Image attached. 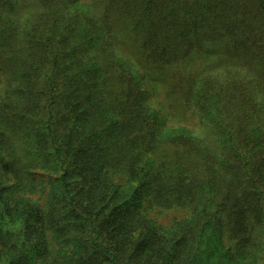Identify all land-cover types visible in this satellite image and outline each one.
I'll return each mask as SVG.
<instances>
[{
    "label": "trees",
    "instance_id": "1",
    "mask_svg": "<svg viewBox=\"0 0 264 264\" xmlns=\"http://www.w3.org/2000/svg\"><path fill=\"white\" fill-rule=\"evenodd\" d=\"M5 1L10 0H0V22ZM95 5L87 6L91 16L80 4L72 14L56 10L50 21L39 23L22 42L9 39L0 52V70L13 86L0 92L5 100L0 116L26 134L30 154L21 157L0 123V148L10 158L0 153V162L25 189L35 186L23 179L31 167L58 164L61 170L60 192L44 205L27 203L13 187L0 184V264H206L200 247L207 230L222 223L236 240V253L260 257L264 0ZM121 16L130 18L149 61L185 51L188 31L200 46L207 39L228 40L223 67L212 63L215 71H199L189 82L188 98L198 118L211 125L215 148L186 129L165 131L129 59L107 51L104 44ZM9 200L26 209L19 220L24 246L15 245L14 233L1 223L7 213L17 216ZM153 205L188 209L193 217L174 221L177 235L150 224L146 208ZM47 230L58 238L56 246ZM37 233L45 238L34 241Z\"/></svg>",
    "mask_w": 264,
    "mask_h": 264
},
{
    "label": "rangeland",
    "instance_id": "2",
    "mask_svg": "<svg viewBox=\"0 0 264 264\" xmlns=\"http://www.w3.org/2000/svg\"><path fill=\"white\" fill-rule=\"evenodd\" d=\"M95 1L97 0H10L9 2H3L2 6H5V9L4 19L0 22V52L6 48V42L9 39L15 38L18 42H22L23 39H26V34L37 27L39 23H44L47 18L50 21L56 10L62 9L72 14L75 5L80 4L84 6L85 14L91 16L92 10H89L87 6L90 4L97 7ZM69 12L68 16L73 17ZM120 21H116L117 28H113V31H115V33L113 32L114 37L112 35L110 43L104 45L107 51L117 58L129 59V64L138 73L137 77L141 88L146 93L147 103L164 119L167 125L165 131L186 129L192 135L204 138L211 148H215L217 141L212 133L211 125L198 118L195 102L193 98L191 100L188 98L189 82L191 75L197 74L199 71H203L205 74L215 71L216 68L213 64L216 62H220L218 67H223L221 61L226 56L225 48L228 40L224 37L207 39L200 46L199 40L194 42V36H191L188 31L187 37L190 36V38L189 43L187 42V48L184 49L185 51L181 50L178 54L170 55L162 60L149 61L143 55L142 50L139 48V41L130 29V18H122L121 16ZM89 38L94 39L93 36ZM102 57L104 56L100 54L99 59ZM103 65H107L104 59ZM196 77L200 78L202 76L198 74ZM8 84L1 69L0 92L13 87L12 84ZM112 85L116 86L117 83L112 80ZM116 88L120 87L117 85ZM3 94L7 95L6 92H3ZM4 102L5 100L1 99L0 105ZM0 123L10 130L9 133L13 137L16 151L21 153V157L24 159L30 156L26 152V148H28V140L26 139H29L26 134L16 125L3 123L1 116ZM34 152L37 153L38 151L34 150ZM0 153L4 155L5 159L10 160L2 148H0ZM59 173H61V170L58 164L52 167H31L23 175V179L28 182L34 181L35 186L25 189L21 188L12 172L5 169V164L0 162V184L3 187H13V194L27 203L44 205L49 202L48 198H52L60 192L57 180ZM113 179H117V176L114 175ZM130 183L135 184V182ZM9 205L16 211L17 216L11 217L10 213L5 212L8 215H3L1 223L8 225L9 230L14 233L12 238L17 239L15 245L24 246L27 236L20 231L19 224L21 223L19 220L26 209L22 204L15 205L11 200H9ZM2 212L4 211L2 210ZM146 213L151 220L150 224L162 227L163 230L168 232L175 230L174 221L179 222L184 218L190 220L193 217L191 211L188 209L186 211L180 207L162 208L153 205L146 208ZM12 219L15 221H12ZM175 231L177 235L180 233L179 226H176ZM37 234L40 236L33 234L35 236L34 241L39 240L41 237L45 238V235ZM45 234L50 237L49 242L56 246L58 238L52 237L50 230H47ZM259 235L264 238V233H259ZM205 236L206 240L200 247L199 257L203 258L207 262L206 264H264V246L259 249L260 257L257 255H239L235 252L236 240L230 235L229 230L226 229L223 223L220 226L208 229ZM169 245L167 244L166 248ZM36 256L38 261L39 255Z\"/></svg>",
    "mask_w": 264,
    "mask_h": 264
}]
</instances>
